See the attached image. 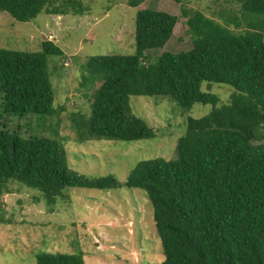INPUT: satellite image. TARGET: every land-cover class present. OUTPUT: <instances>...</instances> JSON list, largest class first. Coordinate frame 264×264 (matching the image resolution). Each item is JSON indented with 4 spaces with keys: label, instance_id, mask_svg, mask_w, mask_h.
Listing matches in <instances>:
<instances>
[{
    "label": "trees",
    "instance_id": "1",
    "mask_svg": "<svg viewBox=\"0 0 264 264\" xmlns=\"http://www.w3.org/2000/svg\"><path fill=\"white\" fill-rule=\"evenodd\" d=\"M146 0H129L137 7ZM187 17L193 47L165 51L155 61L146 50L164 46L173 36L178 15L141 9L136 16L133 54L88 58L85 83L100 85L92 94L91 115L73 118L77 140H144L155 129L133 113L132 95L174 97L190 109L211 103L210 113L190 116L175 157L141 160L125 185L146 191L153 204L155 228L162 242L160 264H264V0H240L243 16L226 23L188 0H175ZM0 11L27 22L40 13L82 15V0H0ZM245 25V29L234 30ZM42 50L0 48V116L61 113L54 106L49 55L64 50L52 40ZM204 81L230 84L228 103L202 89ZM62 109V107H60ZM53 131L24 135L0 126V194L13 182L42 191L53 210L67 187L116 189L114 175L91 177L72 169L61 139ZM1 125V124H0ZM19 183V184H20ZM37 264H86L84 253L44 252Z\"/></svg>",
    "mask_w": 264,
    "mask_h": 264
},
{
    "label": "rangeland",
    "instance_id": "2",
    "mask_svg": "<svg viewBox=\"0 0 264 264\" xmlns=\"http://www.w3.org/2000/svg\"><path fill=\"white\" fill-rule=\"evenodd\" d=\"M89 12L40 13L22 22L0 11V48L38 51L52 40L65 52L49 55L48 70L54 87V106L62 110L53 117L38 115L0 116V126L28 136L53 131L67 152L69 166L91 177L114 175L122 184L116 189L67 187L49 209L42 191L13 182L10 192L0 194V264H37L44 252L84 253L86 264H160L164 259L161 239L155 228L153 204L145 190L125 182L144 159H172L178 139L187 131L189 117L211 112L213 104L196 102L190 109L172 96L132 95V111L156 131L144 140H77L73 118L91 115L92 94L100 85L88 86L87 60L99 54H133L136 16L141 9L165 11L179 16L172 38L162 47L146 50L151 61L165 51L174 53L193 47L188 18L175 0H146L130 6L129 0H82ZM189 9L201 10L226 23L227 16H243L240 0H188ZM234 30L245 29L243 24ZM202 89L219 97L218 106L228 103L236 91L230 84L204 81ZM62 107V109L60 108Z\"/></svg>",
    "mask_w": 264,
    "mask_h": 264
}]
</instances>
